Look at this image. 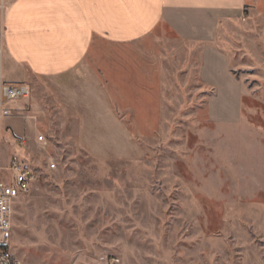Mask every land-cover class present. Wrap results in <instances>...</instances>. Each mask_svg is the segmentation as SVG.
Here are the masks:
<instances>
[{
	"label": "rangeland",
	"instance_id": "rangeland-1",
	"mask_svg": "<svg viewBox=\"0 0 264 264\" xmlns=\"http://www.w3.org/2000/svg\"><path fill=\"white\" fill-rule=\"evenodd\" d=\"M242 20L226 45L218 35L188 43L158 31L161 39L146 45L98 46L107 58H97L103 86L134 155L88 156L77 125L43 101L46 149L27 151L38 176L12 213L19 260L264 264V29ZM206 47L223 51L227 73L203 76L211 65ZM142 49L164 55V86L151 77L148 91H129L127 62L110 76L108 58ZM105 136L98 142L110 147Z\"/></svg>",
	"mask_w": 264,
	"mask_h": 264
},
{
	"label": "crops",
	"instance_id": "crops-1",
	"mask_svg": "<svg viewBox=\"0 0 264 264\" xmlns=\"http://www.w3.org/2000/svg\"><path fill=\"white\" fill-rule=\"evenodd\" d=\"M6 2L2 74L7 82L27 84L30 94L17 104L14 115L4 120L3 152L11 155L6 150L9 143L5 135H8L18 156L28 163L27 151L31 145L36 146V135L47 123L44 100L57 109L61 120H71L77 125L78 145L88 156L136 153L104 89L97 58L104 59L105 55L97 51L98 46L146 45L161 39L158 31L166 34L165 39L170 33L171 37L188 43L214 41L218 35V41L226 45L233 30L246 24L243 16L253 19L249 21V28L255 23L264 29V0ZM204 54L211 65L204 67L203 76L208 77L209 69L214 68L227 73L222 50L206 47ZM163 56L143 49L130 54H112L108 58L110 76L116 73L118 76L123 64L117 62L125 61L127 86L134 87L129 91H148L151 84L144 78L157 77L158 87L164 86ZM138 76L143 78L140 83L136 80ZM106 132L113 139L110 147L98 142L107 140ZM21 136L26 138L23 148L13 143L14 137Z\"/></svg>",
	"mask_w": 264,
	"mask_h": 264
},
{
	"label": "built area",
	"instance_id": "built-area-1",
	"mask_svg": "<svg viewBox=\"0 0 264 264\" xmlns=\"http://www.w3.org/2000/svg\"><path fill=\"white\" fill-rule=\"evenodd\" d=\"M6 0H0V264H26L19 260L11 250L12 213L15 204L24 197L37 179L36 169L19 156L5 155L3 152L4 120L14 115L15 107L30 94L29 86L23 82H7L2 74V55L4 41V12ZM15 146L26 145L24 136L14 137ZM46 138L43 134L36 135L35 144L38 149H46ZM56 167L54 162L48 169Z\"/></svg>",
	"mask_w": 264,
	"mask_h": 264
}]
</instances>
